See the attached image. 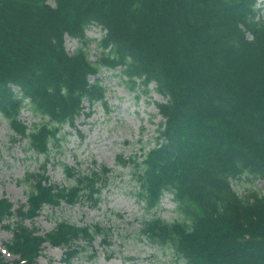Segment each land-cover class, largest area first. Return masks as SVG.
I'll return each mask as SVG.
<instances>
[{
	"label": "trees",
	"instance_id": "trees-1",
	"mask_svg": "<svg viewBox=\"0 0 264 264\" xmlns=\"http://www.w3.org/2000/svg\"><path fill=\"white\" fill-rule=\"evenodd\" d=\"M256 1L0 0V116L26 151L43 156L17 180L26 185L25 203L0 197V225L12 232L5 246L17 256L0 253V264H35L45 241L64 248L63 264L81 251L80 238L91 243L104 232L103 244H111L109 228L98 223L57 220L40 234L25 221L45 205L84 198L96 205L111 167L81 175L63 164L74 182L61 186L47 163L64 146V125L76 128L83 102L106 103L99 73L116 68L130 89L147 93L153 82L164 98L156 103L163 121L154 143L118 158L146 209L166 191L175 201L179 217L144 220L142 237L186 264H264V193L232 188L243 174L264 178V20ZM92 23L102 28L99 39L85 33ZM65 35L79 41L72 52ZM22 109L39 121L24 122Z\"/></svg>",
	"mask_w": 264,
	"mask_h": 264
},
{
	"label": "rangeland",
	"instance_id": "rangeland-1",
	"mask_svg": "<svg viewBox=\"0 0 264 264\" xmlns=\"http://www.w3.org/2000/svg\"><path fill=\"white\" fill-rule=\"evenodd\" d=\"M47 1L53 5V0ZM256 6L264 20V0H257ZM85 32L95 39L102 34L101 27L95 23ZM78 42L65 35L68 51H73ZM90 53L91 59L99 53L94 40L90 43ZM99 76L106 89V103L97 101L90 107L84 101V112L75 120L76 128L64 125V146L54 151L47 163L50 180L61 186H70L74 182V177L65 174L63 164L73 166L81 175L99 170L102 164L111 167L106 181L99 183L101 193L96 205L88 198L73 205L64 202L57 206L45 205L39 216L25 222L42 234L54 228L57 220L77 225L98 223L109 228L106 230L111 244L106 247L101 239L104 232L95 235L91 243L84 238L78 239L77 244L82 248L71 264H186L169 246L151 245L141 235V224L148 218L159 216L172 221L179 217L171 192L162 195L159 205L146 209L134 195L135 184L129 165H123L118 159L119 155L124 159L140 155L154 143L163 121L156 102L164 101V98L155 90L153 82L147 93L142 89H130L119 68L102 69ZM89 110L91 113L87 114ZM19 117L27 124L39 121V117L27 109H22ZM26 147L25 139H16L14 131L0 116V197H8L15 206L25 202L27 191L26 185L17 180L26 170L36 171L43 160L41 154H30ZM251 181L243 174L232 179V188L239 194L250 189L264 193V178ZM11 236V230L0 225V250L7 259L15 257L3 250V242ZM62 256L63 248L46 243L35 264H63Z\"/></svg>",
	"mask_w": 264,
	"mask_h": 264
}]
</instances>
